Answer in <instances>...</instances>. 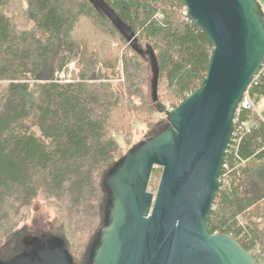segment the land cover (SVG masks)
I'll use <instances>...</instances> for the list:
<instances>
[{
    "label": "trees",
    "instance_id": "obj_1",
    "mask_svg": "<svg viewBox=\"0 0 264 264\" xmlns=\"http://www.w3.org/2000/svg\"><path fill=\"white\" fill-rule=\"evenodd\" d=\"M105 1L133 29L142 54L89 0H0V225L26 223L43 201L59 223L34 233L62 238L76 264L83 255L77 258L71 238L86 236L82 249L94 240L107 199L105 172L124 146L138 144L131 121L144 119L145 139L163 130L166 124L152 116L167 107L166 92L176 107L196 91L214 49L180 0ZM72 63L78 71L63 78ZM249 91L255 103L264 96V73ZM240 114L251 131L237 156L227 153L229 169L223 168L208 225L212 233L238 239L264 264V114ZM112 130L125 133L123 141ZM161 173L155 167L152 177Z\"/></svg>",
    "mask_w": 264,
    "mask_h": 264
},
{
    "label": "water",
    "instance_id": "obj_2",
    "mask_svg": "<svg viewBox=\"0 0 264 264\" xmlns=\"http://www.w3.org/2000/svg\"><path fill=\"white\" fill-rule=\"evenodd\" d=\"M139 54L133 29L105 0H89ZM214 49L199 88L173 109L160 107L163 130L128 150L104 174L102 224L86 264H260L208 219L221 188L235 116L264 64V8L260 0H180ZM153 97L160 69L153 64ZM155 167L156 193L148 190ZM26 249L0 264H76L60 237L28 236Z\"/></svg>",
    "mask_w": 264,
    "mask_h": 264
},
{
    "label": "rangeland",
    "instance_id": "obj_3",
    "mask_svg": "<svg viewBox=\"0 0 264 264\" xmlns=\"http://www.w3.org/2000/svg\"><path fill=\"white\" fill-rule=\"evenodd\" d=\"M264 6V0H260ZM113 45L118 46V44L116 42H113ZM118 70L121 73V77L124 79V73H123V66L122 63L120 62ZM69 73L63 74V78H68L72 76V71H78V68L76 67L75 63H72L70 65L69 68ZM113 83L116 84L118 82V80L113 79ZM112 81V80H111ZM168 91L165 94V102H167V107H173L171 106V102L169 101V97L167 96ZM257 109L259 110L260 113L264 114V96H262L257 102ZM142 116L144 118H147L150 116L149 112H143ZM153 119L160 121L162 120L163 123L167 124L168 119H167V115L166 114H161V113H155L154 116H152ZM144 119H135L133 122L131 121V125H134L135 127V136L133 139V143H139L142 140H144L147 135H148V129L149 127L147 126V124H144ZM128 122L125 124L127 125ZM166 126V125H165ZM112 135L114 137L119 138L120 141H123V138L125 136L121 134V133H116L115 131H111ZM125 148V153L127 152V150L129 149V147L124 146ZM160 177L161 175H156L155 177H151L150 180V184H149V188L148 190L156 193L157 189H158V185L160 182ZM42 203H36L35 206L32 209L30 218L28 219V221L26 223H18L16 222L15 224L9 223L7 225H5L4 223L0 225V249L2 254L0 255V260H7L10 259L11 257L15 256L16 254L24 251L26 249V246L24 244V239L27 238L28 236H40L41 235H37L36 233H34V230L42 225H46L47 223H59L58 220V216L57 214H55L53 208H51L50 206H48L47 204L43 203V201H41ZM41 206L40 209L37 210V208ZM103 220V219H102ZM99 227L102 224V221L99 222ZM17 235L14 236L15 241H12V245L7 244L8 242V237L11 234H14L15 232H17ZM97 233V232H96ZM88 236V235H87ZM88 238L82 234H75L73 235V238H71V244H72V250L75 252L77 258L79 257V254H81V256L83 255L81 261L79 259V263L82 262V264H86L87 263V254H88V248L89 246L83 247L82 249V244L84 243V241H86ZM92 243V242H91ZM8 246H7V245ZM6 245V246H5ZM5 246V247H4ZM14 246H17L18 252H16V250L14 249ZM260 254V253H259ZM80 256V257H81ZM261 257L264 258V256L262 255ZM264 260V259H263Z\"/></svg>",
    "mask_w": 264,
    "mask_h": 264
},
{
    "label": "built area",
    "instance_id": "obj_4",
    "mask_svg": "<svg viewBox=\"0 0 264 264\" xmlns=\"http://www.w3.org/2000/svg\"><path fill=\"white\" fill-rule=\"evenodd\" d=\"M262 6H263V4H262ZM263 8H264V6H263ZM184 14L188 15L187 8L185 9ZM187 20H188V18H187ZM263 73H264V64H263L262 68L260 69V71L254 77V80H253L251 86L249 87V89L253 85H258L259 84V82L261 80V76H262ZM63 76L64 75H62V77ZM249 89L245 93L244 98L242 99L240 107H239V109H238V111L236 113V116H235V130H234V134H233L232 140L230 142V145H229V147L227 149V153H229L231 155L233 154V155L237 156V151H238L239 145H240L243 137L248 132L251 131V127H252L250 121L241 119L240 112L243 109H248V110H253V111H257L258 112L256 103H255L252 95L250 94ZM168 108L169 109H173L174 107H168ZM262 118L264 119V117H262ZM224 168L229 169V165L226 162H225ZM262 255L264 256V254H262Z\"/></svg>",
    "mask_w": 264,
    "mask_h": 264
}]
</instances>
